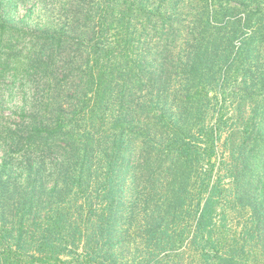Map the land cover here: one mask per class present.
Here are the masks:
<instances>
[{"label":"trees","instance_id":"1","mask_svg":"<svg viewBox=\"0 0 264 264\" xmlns=\"http://www.w3.org/2000/svg\"><path fill=\"white\" fill-rule=\"evenodd\" d=\"M4 74L0 264H264V0H0Z\"/></svg>","mask_w":264,"mask_h":264},{"label":"rangeland","instance_id":"2","mask_svg":"<svg viewBox=\"0 0 264 264\" xmlns=\"http://www.w3.org/2000/svg\"><path fill=\"white\" fill-rule=\"evenodd\" d=\"M18 6L15 15L21 16L25 8H23L20 3ZM12 71L13 70L10 72ZM4 77L6 78L0 80V88L5 87L4 84L1 83L2 81L6 83L7 79H10L8 74H4ZM17 85L18 82L13 86V92L16 91ZM8 92L9 90L3 92L7 105H13V108H15L14 105L19 103L20 97L16 95L8 97ZM5 113L7 114L8 110L5 111ZM9 148V140L7 138H0V160L2 155L5 152L7 153ZM125 189L127 190V186H125ZM128 195L130 197V194ZM163 238L161 243H157L153 240L146 244H140L148 249V251L144 250L142 253L140 252L142 248H140V246L138 247L132 240L126 243L117 242V255L114 259L117 261V264H213L216 262V260L212 259V255L210 256L209 252H212L211 247L205 248L200 241L194 243L182 234L166 235L163 236ZM78 251H81V248H79ZM206 254L208 258L210 257L209 259L205 256Z\"/></svg>","mask_w":264,"mask_h":264}]
</instances>
